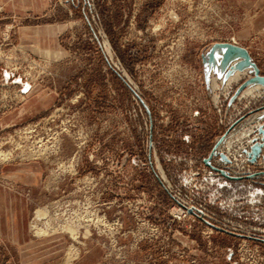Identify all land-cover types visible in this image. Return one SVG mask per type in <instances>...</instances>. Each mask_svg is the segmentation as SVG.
<instances>
[{
  "label": "rangeland",
  "instance_id": "obj_1",
  "mask_svg": "<svg viewBox=\"0 0 264 264\" xmlns=\"http://www.w3.org/2000/svg\"><path fill=\"white\" fill-rule=\"evenodd\" d=\"M223 42L264 76V0H0V264H264V85Z\"/></svg>",
  "mask_w": 264,
  "mask_h": 264
},
{
  "label": "water",
  "instance_id": "obj_2",
  "mask_svg": "<svg viewBox=\"0 0 264 264\" xmlns=\"http://www.w3.org/2000/svg\"><path fill=\"white\" fill-rule=\"evenodd\" d=\"M216 50H219V53L221 54L222 58V63L225 64L228 60L234 59V58H239V60L236 61L235 63V68L242 70L243 68L246 67H252L254 69V77L250 78L248 81H246L242 86L248 84V83H261L264 85V76H260L258 74V68L256 65L251 61L250 55L248 51L241 46L232 44V43H216L214 45V48L210 50L208 53V57L210 61H212L215 57ZM259 132L262 135V139L264 141V129L259 128ZM261 147V144H255L252 149L253 153H257ZM222 172V171H221Z\"/></svg>",
  "mask_w": 264,
  "mask_h": 264
},
{
  "label": "bare ground",
  "instance_id": "obj_3",
  "mask_svg": "<svg viewBox=\"0 0 264 264\" xmlns=\"http://www.w3.org/2000/svg\"><path fill=\"white\" fill-rule=\"evenodd\" d=\"M0 156L5 158V157H8L9 156V151H6V152H0ZM48 211V210H47ZM46 211L45 210H38L37 212V216L41 217V215H43ZM35 228V232L40 234L42 232H45L47 230H45L44 228H39L38 226H34ZM61 228H65L66 230L70 231L71 234H74V227L71 226V225H65V226H61ZM54 230V229H52ZM76 234V233H75ZM76 237V236H75ZM71 260V259H70ZM66 264H69V261L66 263Z\"/></svg>",
  "mask_w": 264,
  "mask_h": 264
}]
</instances>
